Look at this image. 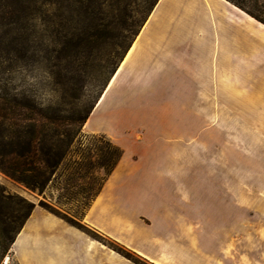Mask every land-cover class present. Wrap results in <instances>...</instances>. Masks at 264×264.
Listing matches in <instances>:
<instances>
[{
  "label": "crops",
  "instance_id": "crops-1",
  "mask_svg": "<svg viewBox=\"0 0 264 264\" xmlns=\"http://www.w3.org/2000/svg\"><path fill=\"white\" fill-rule=\"evenodd\" d=\"M125 58L85 124L123 150L90 217L98 210L101 218L112 207L113 215L135 220L140 228L130 243H118L151 264H264V209L250 216L234 209L248 206L243 199L201 194L199 185L185 181L183 166L162 165L156 156L166 151L174 162L169 141L116 138L118 130L144 126L135 111L157 103L176 112L178 124L186 112L216 111L220 95L226 109L239 103L264 112V25L226 0H159ZM204 121L197 118L196 125L212 126L216 118ZM254 219L255 230L249 225ZM82 245L97 251L89 264H98L104 250L87 241L79 242L80 250Z\"/></svg>",
  "mask_w": 264,
  "mask_h": 264
},
{
  "label": "rangeland",
  "instance_id": "rangeland-1",
  "mask_svg": "<svg viewBox=\"0 0 264 264\" xmlns=\"http://www.w3.org/2000/svg\"><path fill=\"white\" fill-rule=\"evenodd\" d=\"M244 3L252 11L257 8L264 18V0H244ZM3 4H7L1 8L3 12L17 10L11 1ZM148 4L149 0H95L90 9L92 15L88 18L75 6L73 12L65 13V19L58 5L43 6L41 10L46 13L30 21L36 34L34 45L41 41L47 43L48 32L64 31L66 24L69 29L80 32L90 26L103 30L106 25L105 34L89 54L54 55L50 65L41 58L46 55L44 52L39 57L38 54L36 57L27 55L28 58L19 56L20 59L11 54L7 59V49L0 46L2 88L25 92L36 97L45 107L67 111L76 107L80 115L85 114L110 83L111 68L105 69L108 66L106 61L119 52L124 58L125 50L120 45L128 47L134 43L148 17ZM34 10L35 5H32L28 12L35 15ZM262 91L264 100V87ZM224 103L225 96L220 95L216 111L186 112L183 124L177 123L176 112L162 110L159 103L156 109L147 105L144 111H135L133 117L144 126L118 130L116 138L131 136L138 141L148 137L152 144L169 141L166 145L174 147L178 157L171 163L167 161L166 151H161L156 156L162 165L183 166L185 181L199 185L201 194H227L229 198L243 199L248 206L234 209L255 216L264 209L259 206L264 199V112L245 110L239 103L226 109L228 106ZM210 117L216 118L214 125H196L197 118L205 124L208 121L204 119ZM108 136L106 133H92L84 125L70 154L42 193L27 189L0 171V264H84L81 257L89 264L98 253L86 249L85 245L80 250L79 242L85 241L104 250L98 264H115L111 258L114 255L132 264H151L121 245L130 243V234L140 228L135 220L113 215L112 207L104 208L105 214L101 218L97 217L98 210L91 217L89 215L94 201L120 162L106 176L101 164L106 158L114 157L113 148L118 147ZM7 196L13 199H4ZM17 197L34 204V210L16 234L11 220ZM258 224L256 219L249 222L254 230ZM78 234L84 236L83 239H79Z\"/></svg>",
  "mask_w": 264,
  "mask_h": 264
},
{
  "label": "trees",
  "instance_id": "trees-1",
  "mask_svg": "<svg viewBox=\"0 0 264 264\" xmlns=\"http://www.w3.org/2000/svg\"><path fill=\"white\" fill-rule=\"evenodd\" d=\"M6 1L14 3L17 10L3 12L1 8L7 5L3 4ZM227 1L264 24V18L257 12V8L256 11L250 10L244 0ZM94 2L95 0H55V2L49 0H0V31H2L0 46L5 47V50L7 49L5 56L10 59L12 54L20 59L19 56L28 58L27 55L36 57L38 54L39 57L44 52L46 55L41 56V58L50 65L49 61L54 55L60 56L64 53L89 54L94 46L102 40L107 28L106 25L103 30L90 26L80 32L78 29H69L66 24L63 27L66 29L64 31H56V33L54 30L47 31V43L41 41L34 45L36 34L34 33V25L31 23L46 13L45 10L41 9L47 5L48 7L58 5L59 10L62 9L61 14L62 17L64 15V19L67 18L65 13L73 12L75 6L79 12H83L85 18H88L92 15L90 9ZM158 2L159 0H149L148 17ZM32 5H35V15L28 12ZM37 5L40 7L36 8ZM5 20L9 22L4 23ZM132 44L128 47L123 44L120 45V48L125 50L124 58ZM124 58L123 55L120 56V52L112 59L108 58L109 60L106 61L108 66L105 68H111L108 82ZM116 60H120V63H116ZM101 95L85 114L80 115L76 111V107L70 108L69 111L45 107L36 97L28 96L25 92H12L6 87L2 88L0 83V171L27 189L42 193L52 182L53 177L70 154L74 140L80 134ZM113 149L115 156L106 158L101 164V167L106 171V176L111 174L113 167L123 157V151L119 147L115 146ZM4 199L11 201L13 198L7 196ZM17 199L18 203L11 220V225L13 224L16 234L22 230L34 210V204L20 197Z\"/></svg>",
  "mask_w": 264,
  "mask_h": 264
},
{
  "label": "bare ground",
  "instance_id": "bare-ground-1",
  "mask_svg": "<svg viewBox=\"0 0 264 264\" xmlns=\"http://www.w3.org/2000/svg\"><path fill=\"white\" fill-rule=\"evenodd\" d=\"M251 19H252V18H251ZM127 57H128V55H127ZM125 59H126V58H125ZM115 77H116V76H114V77L111 79V81H110V83H109L110 86H111V84L113 83Z\"/></svg>",
  "mask_w": 264,
  "mask_h": 264
}]
</instances>
